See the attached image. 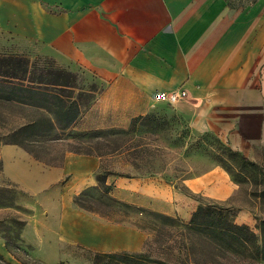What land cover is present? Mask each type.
I'll use <instances>...</instances> for the list:
<instances>
[{
	"label": "crops",
	"instance_id": "1",
	"mask_svg": "<svg viewBox=\"0 0 264 264\" xmlns=\"http://www.w3.org/2000/svg\"><path fill=\"white\" fill-rule=\"evenodd\" d=\"M0 29L43 48L55 67L82 71L97 83L73 121L77 131L124 128L154 113L163 117L170 141L184 130L187 144L212 136L250 162L264 159V0H0ZM174 91L185 95L170 101ZM202 143L189 160H211ZM102 159L69 151L61 166L46 165L18 145L0 144L1 176L29 194L50 189L31 204L37 212L21 231L25 242L42 244L45 256L39 258L52 260L61 241L87 245L82 235L138 238L135 229L97 220L72 202L84 187L97 185ZM180 178L188 192L218 200L239 190L215 163L203 170L189 167ZM173 179L169 164L163 177L110 171L105 183L120 200L188 221L198 204ZM60 190L55 205L49 199ZM55 206L56 235L50 230ZM238 209V224L254 222L247 206ZM42 211L49 215L45 223ZM0 258L25 264L1 241Z\"/></svg>",
	"mask_w": 264,
	"mask_h": 264
},
{
	"label": "rangeland",
	"instance_id": "2",
	"mask_svg": "<svg viewBox=\"0 0 264 264\" xmlns=\"http://www.w3.org/2000/svg\"><path fill=\"white\" fill-rule=\"evenodd\" d=\"M232 1L242 3L249 0ZM0 55H24L41 71L42 69L52 71L51 74H42L43 71L32 69L29 74L31 78L36 79V76H40L45 82L55 79L53 71L56 67L48 52L35 44L22 43L17 37L1 29ZM73 76L75 89L64 93L71 95V99L78 102L82 110L90 102L93 95L90 90L97 87V83L82 71L74 73ZM56 110V100L49 95L26 99L23 104L0 102V137H4L0 143L17 128L44 116L54 122V127L30 134L23 141L24 146L55 166L62 165L63 156L69 151L83 154L102 153L103 167L97 171V178L101 176V180L108 171L115 175L158 174L163 177L165 166L170 164L175 171L176 185L179 186L180 177L188 176L189 167L203 170L215 163L239 185V190L227 200L192 194L183 186L179 187L185 194L194 198L197 204L201 201L222 203L228 208L227 214L235 223L238 208L247 206L254 219V222L247 226L259 234V223L264 220V159L249 163L212 136L194 137L187 144L185 143L187 133L184 130L177 131L175 138L170 141L165 137L164 119L159 114L152 113L136 118L124 128L77 131L73 128V122L62 127V123L57 122L61 114L55 115ZM44 126L41 124L38 128ZM201 143L203 145L206 143L211 150L207 156L212 162L189 160L192 151L199 148ZM61 182L62 180L58 185ZM49 190L45 189L43 193L37 195L23 191L17 184L1 176L0 162V241L25 264H92L91 257L94 252L120 251L121 249H113L117 246L129 248L126 251H147L152 257L164 259L169 264H264V261L252 263L237 259L232 254L221 252L216 254V246L207 242L202 243L195 236H183L181 230L184 228L180 224L188 221H184L177 214H165L120 200L111 194V184L105 182L84 187L78 194L73 195V204L89 212L97 220L135 229L139 233L138 238L135 236L133 241L126 235L123 237L82 235L79 240L87 245L62 241L56 243L54 257L47 261V257V259L38 257L43 254L42 244L33 245L25 242L21 237V231L31 216L37 212L31 204L36 203L41 195H47ZM61 194L62 190L57 195L54 194V197H50L52 199L49 201L52 200L56 205ZM56 214L55 206L52 214L54 225L50 229L55 235ZM160 215H167L175 221L163 220ZM48 216L46 211L40 212V221L45 223ZM102 225L99 223L100 228H103ZM153 228L156 230L152 231ZM0 264H4L1 258Z\"/></svg>",
	"mask_w": 264,
	"mask_h": 264
},
{
	"label": "trees",
	"instance_id": "3",
	"mask_svg": "<svg viewBox=\"0 0 264 264\" xmlns=\"http://www.w3.org/2000/svg\"><path fill=\"white\" fill-rule=\"evenodd\" d=\"M34 66L35 65L24 55H0V102L23 104L26 99H32L36 96H52L56 100L57 106V110L54 114H61L57 122H61L63 125L62 127H66L80 114V105L78 102L72 100L71 95L64 93L75 89V84L72 82V79H74L73 74L56 67L55 71H53L55 79L45 82L40 76H36V79L30 77L29 74L32 69L41 71V69ZM42 71V74H51L52 72L50 69H42ZM41 124L45 126L38 128ZM53 127V121L47 117L41 116L37 120L25 124L11 132L1 143L18 145L25 149L35 159L45 164L52 165L33 154L32 151L24 146L23 141L30 134H35L43 129H52ZM3 138L0 137V140ZM230 151L236 153L232 150ZM95 155L101 156L103 154L96 153ZM247 162L253 163L248 160ZM100 168H102V165ZM108 173H110V171L104 174L103 180H101V176H99L97 181L99 183L105 182V177ZM227 209L228 208L220 202H199L188 222L180 224L184 228L181 230V233L183 236H195L202 243L206 244L207 242L214 247L216 246V254L220 252L221 254H232L234 258L244 259L252 263L264 261V220H261L259 223L258 227L260 232L257 235L246 224L235 223L228 216L227 211L229 210ZM146 213L149 214L150 212L147 211ZM155 215H157V213ZM160 217L163 220L175 221L167 215H160ZM155 230L156 228L152 229V231ZM91 258L92 264H169L164 259L152 257L147 251H99L94 252Z\"/></svg>",
	"mask_w": 264,
	"mask_h": 264
},
{
	"label": "built area",
	"instance_id": "4",
	"mask_svg": "<svg viewBox=\"0 0 264 264\" xmlns=\"http://www.w3.org/2000/svg\"><path fill=\"white\" fill-rule=\"evenodd\" d=\"M185 95L184 91H174L169 95L170 101H176L177 99L183 97Z\"/></svg>",
	"mask_w": 264,
	"mask_h": 264
}]
</instances>
